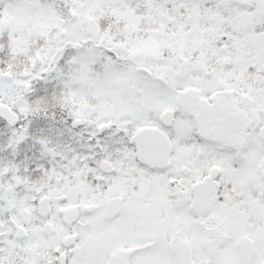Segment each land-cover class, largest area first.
<instances>
[{
    "label": "snow or ice",
    "instance_id": "1",
    "mask_svg": "<svg viewBox=\"0 0 264 264\" xmlns=\"http://www.w3.org/2000/svg\"><path fill=\"white\" fill-rule=\"evenodd\" d=\"M0 264H264V0H0Z\"/></svg>",
    "mask_w": 264,
    "mask_h": 264
}]
</instances>
